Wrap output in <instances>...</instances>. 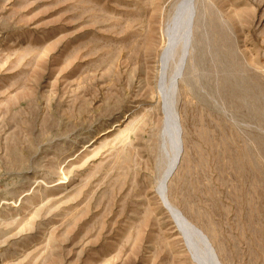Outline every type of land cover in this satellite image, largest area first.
Returning a JSON list of instances; mask_svg holds the SVG:
<instances>
[{
	"label": "rangeland",
	"instance_id": "obj_1",
	"mask_svg": "<svg viewBox=\"0 0 264 264\" xmlns=\"http://www.w3.org/2000/svg\"><path fill=\"white\" fill-rule=\"evenodd\" d=\"M182 1L0 0V264H207L178 217L264 264V0L188 1L175 67Z\"/></svg>",
	"mask_w": 264,
	"mask_h": 264
},
{
	"label": "bare ground",
	"instance_id": "obj_2",
	"mask_svg": "<svg viewBox=\"0 0 264 264\" xmlns=\"http://www.w3.org/2000/svg\"><path fill=\"white\" fill-rule=\"evenodd\" d=\"M188 1L191 2L190 0H183L182 1V4H183L181 6L182 7V16L179 19V21H177V23H175L176 25L173 26V28L171 27L172 32L170 33L168 31L170 33L171 37L174 39V42H172V46H170V49H169L170 51H169V53H167L168 54L167 55L168 56V62H169V64H173L174 62H176L177 64L175 63L176 64L175 67L181 61L182 55H181L180 48L182 46L181 44L183 42L185 29L187 27H189L188 24H190V19H191V16H190L191 11H192V10H190L191 7L186 5L188 3ZM188 5H190V4H188ZM187 7H189V9ZM179 13H181V12L179 11ZM178 51L180 53L179 55H178ZM177 73L178 72H176V68H175V70L172 74V77H171L172 83H171L169 89L167 90L169 93L166 96L167 98L165 100V113H164L165 114V118H164L165 120L163 121L162 134L161 135H162L163 140H164V141L162 140L164 142V146L169 150L171 156H170V161L167 163V168L165 170V173L162 176V183H161L162 189L164 187L166 188L165 185L168 182L169 176H171V174H172L171 172L174 171V168L177 166V164L180 160L181 151L183 148L181 132H180V128H179V125H178V122L176 119V115H175V107H176V102H175L176 101L175 100V88H176V86H175V84L177 82V77H178ZM162 76H163V74H162ZM164 93H166V92H164ZM164 193H165V191L161 194H164ZM178 218H179V221L185 227V229H187V231H190L192 235H195L199 239L200 242L202 241L201 238L205 241L206 244L203 243V241L201 243L204 244V247L207 250V257H208V259L206 260L207 264H219L215 260L216 256L213 252V248L211 247L209 240L207 239L208 242H207V240H205V236H206L205 233H203V231H201L198 227H196L192 223H189L191 221H186L185 219H182L181 217H178ZM207 257H205V258H207ZM203 262H204V260H203ZM204 264H205V262H204Z\"/></svg>",
	"mask_w": 264,
	"mask_h": 264
},
{
	"label": "water",
	"instance_id": "obj_3",
	"mask_svg": "<svg viewBox=\"0 0 264 264\" xmlns=\"http://www.w3.org/2000/svg\"><path fill=\"white\" fill-rule=\"evenodd\" d=\"M167 204V203H166ZM167 205H169V204H167Z\"/></svg>",
	"mask_w": 264,
	"mask_h": 264
}]
</instances>
